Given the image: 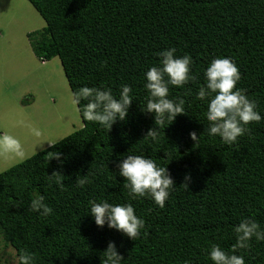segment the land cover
Here are the masks:
<instances>
[{
  "label": "trees",
  "instance_id": "obj_1",
  "mask_svg": "<svg viewBox=\"0 0 264 264\" xmlns=\"http://www.w3.org/2000/svg\"><path fill=\"white\" fill-rule=\"evenodd\" d=\"M28 1L46 22L28 34L32 49L41 61L61 60L75 101L85 86L110 89L118 99L121 86L129 85L133 102L109 131L84 117L87 101H76L81 129L0 173V236L17 257L106 264L112 242L120 264H213L212 246L231 254L242 219L264 229V119L228 145L208 134V100L197 98L211 61L228 57L241 74L237 88L264 117V0ZM169 48L191 56L195 79L170 86L168 98L184 100L186 114L166 121L154 140L146 135L155 123L154 113L144 111V74ZM56 152L59 159L49 158ZM128 155L151 158L171 173L175 187L163 208L150 196L130 195L118 168ZM36 194L51 214L31 210ZM89 201L131 204L145 222L140 235L132 240L96 226ZM235 254L245 264H264V241L253 239Z\"/></svg>",
  "mask_w": 264,
  "mask_h": 264
},
{
  "label": "clouds",
  "instance_id": "obj_2",
  "mask_svg": "<svg viewBox=\"0 0 264 264\" xmlns=\"http://www.w3.org/2000/svg\"><path fill=\"white\" fill-rule=\"evenodd\" d=\"M160 64L153 66L144 74L145 88L149 92V99L144 111L154 113L155 127L150 128L146 135L154 140L166 121H174L180 114H186L184 100L169 99L170 86L183 87L195 79L191 73L192 58L190 55L177 56L175 48L165 49L159 53ZM205 85L197 93L200 100H208L207 120L208 134L219 136L228 145L234 144L244 135L246 126L251 122L259 123L264 117L256 110L257 104L250 100L244 91L237 88L241 80L239 68L228 57L214 58L204 71ZM129 85H122L117 99L110 89L97 87H83L76 94V101H87L83 112L84 117L98 123L102 127L112 129L119 120L124 121L133 99ZM214 94V95H213ZM159 129V130H158ZM193 140L197 139L195 132L190 133ZM54 145V144H51ZM60 153H50L49 158L59 159ZM119 175L127 183L133 197L150 196L160 208L165 206L175 181L167 168L159 167L151 158L142 155H128L121 159ZM187 179V177H185ZM60 183L59 180L56 181ZM85 181H79L82 186ZM188 189L187 184H182ZM88 214L96 226L116 229L132 240L140 235L145 222L135 214L131 204H111L107 201L97 203L89 201ZM43 210L40 212V210ZM31 210L42 216L52 213V208L44 203V196L36 194L31 204ZM236 243L232 253L226 252L219 245H213L208 253L213 264H245L241 255L235 254L237 249L250 247V242L264 241V229L252 218L242 219L234 227ZM106 264H120L123 256L117 250L115 243L110 242L105 250ZM2 259V258H0ZM18 264H34L31 254L24 253L18 257ZM189 264V262H185Z\"/></svg>",
  "mask_w": 264,
  "mask_h": 264
},
{
  "label": "rangeland",
  "instance_id": "obj_3",
  "mask_svg": "<svg viewBox=\"0 0 264 264\" xmlns=\"http://www.w3.org/2000/svg\"><path fill=\"white\" fill-rule=\"evenodd\" d=\"M46 22L28 0H0V173L83 127L61 60L41 61L28 34ZM0 264H18L0 236Z\"/></svg>",
  "mask_w": 264,
  "mask_h": 264
}]
</instances>
